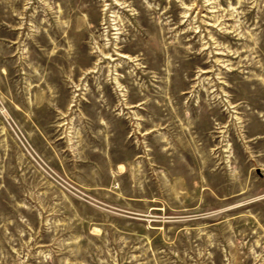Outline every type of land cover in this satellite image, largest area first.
<instances>
[{
    "label": "rangeland",
    "instance_id": "obj_1",
    "mask_svg": "<svg viewBox=\"0 0 264 264\" xmlns=\"http://www.w3.org/2000/svg\"><path fill=\"white\" fill-rule=\"evenodd\" d=\"M0 264H264V0H0Z\"/></svg>",
    "mask_w": 264,
    "mask_h": 264
}]
</instances>
